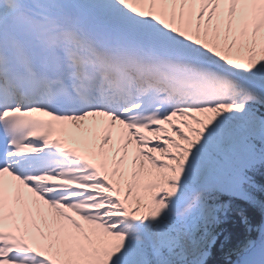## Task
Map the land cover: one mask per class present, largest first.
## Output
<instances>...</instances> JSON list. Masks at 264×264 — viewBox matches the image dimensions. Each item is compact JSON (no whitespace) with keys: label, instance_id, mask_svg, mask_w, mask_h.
<instances>
[{"label":"snow or ice","instance_id":"6c2138e0","mask_svg":"<svg viewBox=\"0 0 264 264\" xmlns=\"http://www.w3.org/2000/svg\"><path fill=\"white\" fill-rule=\"evenodd\" d=\"M0 264H264V0H0Z\"/></svg>","mask_w":264,"mask_h":264}]
</instances>
